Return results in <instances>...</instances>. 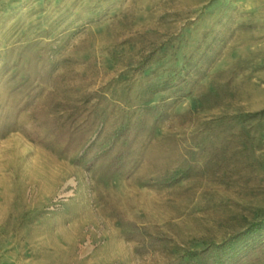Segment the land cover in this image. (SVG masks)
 <instances>
[{
    "label": "rangeland",
    "instance_id": "rangeland-1",
    "mask_svg": "<svg viewBox=\"0 0 264 264\" xmlns=\"http://www.w3.org/2000/svg\"><path fill=\"white\" fill-rule=\"evenodd\" d=\"M225 242L264 264V0H0V264Z\"/></svg>",
    "mask_w": 264,
    "mask_h": 264
},
{
    "label": "trees",
    "instance_id": "trees-1",
    "mask_svg": "<svg viewBox=\"0 0 264 264\" xmlns=\"http://www.w3.org/2000/svg\"><path fill=\"white\" fill-rule=\"evenodd\" d=\"M247 232L242 233L245 234ZM245 246L243 249H245ZM234 248L233 242L230 243H224L221 246H218L215 248V252H210L207 254L206 251L202 252H192L186 257L181 258V260L178 262V264H230L231 261V255L226 254V249ZM241 256V254H239Z\"/></svg>",
    "mask_w": 264,
    "mask_h": 264
}]
</instances>
